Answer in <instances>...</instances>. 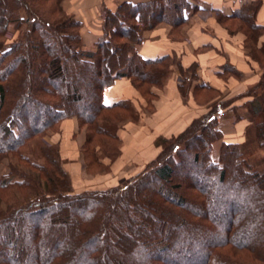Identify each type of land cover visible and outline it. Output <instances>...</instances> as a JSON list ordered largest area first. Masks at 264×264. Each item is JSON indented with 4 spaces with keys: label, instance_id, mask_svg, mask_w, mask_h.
<instances>
[{
    "label": "trees",
    "instance_id": "obj_1",
    "mask_svg": "<svg viewBox=\"0 0 264 264\" xmlns=\"http://www.w3.org/2000/svg\"><path fill=\"white\" fill-rule=\"evenodd\" d=\"M40 1L62 14L59 23L34 15L32 0H0V155L17 153L38 172L20 173L11 162L0 177V190H12L0 193V264H264V168L252 170L242 142L221 140L217 113L224 104L177 135L162 137L167 147L122 183L102 190L73 193L58 148L50 153L43 142L46 163L31 161L20 149L75 116L85 131L84 164L102 173L107 166L97 151L118 154V124L137 117L129 99L104 103L103 90L127 78L140 95L155 97L151 87L159 88L169 57H142V31L164 21L176 34L187 21L184 12L195 8L192 1L104 8L101 33L90 49L82 46V23L62 10L60 0ZM260 5L261 0L246 1L217 17L229 32L244 34V46L249 37L258 57L264 56V40L258 45L252 34L262 36L256 22ZM22 23L27 30L21 37L4 44V33ZM247 52L260 62L254 48ZM190 79L183 77L181 86ZM259 86L262 98L251 95L247 105L251 116L263 114L253 128L263 145L264 73L254 87ZM220 140L214 159L212 145ZM248 255L259 262L244 260Z\"/></svg>",
    "mask_w": 264,
    "mask_h": 264
},
{
    "label": "crops",
    "instance_id": "obj_2",
    "mask_svg": "<svg viewBox=\"0 0 264 264\" xmlns=\"http://www.w3.org/2000/svg\"><path fill=\"white\" fill-rule=\"evenodd\" d=\"M146 1L148 0H62V6L84 25L83 40L87 43V40H96L101 33L102 8L114 10L122 2ZM191 1L195 8L184 12L187 21L183 25L181 40L176 34H171V24L164 21L142 31L143 39L137 46V51L142 57L156 58L167 55L173 60L169 78L155 101L154 110L147 114L141 112L140 104L143 99L127 78H120L103 90L104 103L111 104L119 99H129L137 116L135 121L122 122L117 130L122 139L121 156L117 159L119 170L135 168L137 173L138 168L142 169L158 153L159 150L154 149L153 142L156 137L177 135L194 118L205 114L218 104L228 105L217 113L218 127L223 137L221 140L242 141L243 129L248 124L247 118L237 115L235 109H242L252 96H242V99L237 97L258 82L263 70L259 63L249 56L243 42L244 34L238 31L229 32L219 23L217 17L202 19L199 14L208 9H213L218 14H230L241 3L250 0ZM256 22L262 27L261 38L264 40V0H261L257 10ZM169 36L174 38L169 39ZM187 75L191 77L190 81L185 82L186 86H181L183 77L186 78ZM198 84L208 87L198 89ZM207 92L206 99L197 98ZM54 135L68 174L82 175L84 161L81 146L84 136L77 118H65L61 122L59 132ZM221 140L213 143L217 156ZM109 166L111 172L112 163ZM71 181L73 183L72 179ZM72 187L76 188L73 184Z\"/></svg>",
    "mask_w": 264,
    "mask_h": 264
},
{
    "label": "rangeland",
    "instance_id": "obj_3",
    "mask_svg": "<svg viewBox=\"0 0 264 264\" xmlns=\"http://www.w3.org/2000/svg\"><path fill=\"white\" fill-rule=\"evenodd\" d=\"M19 1H21V0H19ZM26 1H29V0H26ZM32 1H33L32 2V4H33L32 10H33L34 15L40 16L41 17L40 19H42L43 21H49L52 25H54V24L56 25L57 23H59L58 21L61 19L60 16H62V14L61 15L58 14L56 9L52 6H50V4L48 2L45 3L44 1H40V0H32ZM59 3L61 4L62 10H64V8L62 6V0H60ZM15 4H18V0ZM104 8H106V7H104ZM104 8H102V11L100 13L101 16H102V12H103ZM21 13H24V12L21 11ZM66 13L71 14V12H68V11H66ZM199 15L201 16L202 19H207L209 17H218L219 16L218 12L216 13V11H213V9H208L206 12H202ZM101 19H102V17H101ZM229 26L233 27V28L236 27V25L233 23L229 24ZM144 29H147V28H144ZM23 30H27V25L25 23L24 24L22 23L20 28L14 29L13 31H6L3 35L4 44L5 43L7 44V43H9V42H11L17 38H20ZM79 31L81 33L82 46L85 49L93 48L97 39L94 41H93V39H91L92 43L90 42V40H87V43H85L83 40L84 31H85L83 24H81V26L79 27ZM238 32L243 34L241 31H238ZM142 35H143V32H142ZM252 35L256 36V40H257L256 43H259L258 45H261L262 44V42H261L262 38H261V36L259 38L257 37L258 32L256 34L254 32ZM176 36L178 37L179 40H181V38L183 36V25L178 27V29L176 31ZM172 37L174 38V36H169V39H171ZM247 39H248V42H246V45H245L246 50L252 51L254 48L256 50L255 55L257 53V57H258L259 53L257 52V46L255 44L254 45L252 44L249 37ZM258 58L260 59L259 66L263 70L261 75H260V78H261L263 73H264V56L260 55V57H258ZM172 63H173V60H171V58H167L166 61H164L162 63V65L165 67V68H162L165 73H163V75L160 79L159 88H152L151 87V89H153L155 91V97L150 98L147 94H145V96L141 95L143 100H141L140 106L142 108L141 112H143V114L150 113L154 110L155 101L159 98L158 96H160V93L164 90V86L167 82V79L169 78ZM260 78L258 81H260ZM184 85L186 86L187 84L185 83ZM255 85H253V89L250 88L251 89L250 90L248 88L247 90H250V91H248V92L246 91L247 93L244 92L243 94L239 95L237 98L242 99V98H244L242 96H251V95L252 96L254 95L257 97L261 96V98H262L263 90L260 88V86L254 87ZM206 97H208V92H207V94H200L199 96H197V98L199 100L206 99ZM230 100H229V102H230ZM226 106H228V105H226ZM241 108L242 109H240V110H237V108H236V113H237V115L245 116L247 118V123H248L244 127L243 132H242L243 133L242 141H241L242 142V144H241L242 155H243L244 159H246V161L251 165L252 170L253 169H262V168H264V144L260 145L258 143V141L255 138L253 128L257 122H259L260 120L263 119V114L251 116V114H250L251 112L248 109L247 103H245L243 105V107H241ZM120 125H122V124L119 123L118 126H120ZM60 126H61V123L59 124V126L57 123H55L54 125L50 126L46 130V132L43 133V135L34 136L33 138L27 140L25 142V144L23 146H21V148H20L21 151H24L25 153H27L29 155L30 160L33 162L46 163V161L44 159L45 155L42 156V153H41L43 151L41 146L44 142L50 147V150H49L50 153L57 152L58 145L54 140V137L56 136L54 134L59 132ZM82 131H83V136H85V131L84 130H82ZM171 136H173V135H170V136L160 135V136L156 137L155 140L153 141L154 146H155L154 149L157 148L159 150L158 151V153H159L162 149L167 147V144H164L163 142H159V141L162 139V137H167V138L169 137L170 138ZM157 141L161 145H157L156 144ZM121 146H122V139L120 138V143L117 145V148L119 147V153L118 154L113 153V154H110L109 156H107L105 154V151H103V150L97 151V157L100 158V160L102 161L101 164L104 163V165H105L104 167L107 166V168H104V171L102 173L95 175V174H93L94 170L92 171L93 168L87 169L86 166L84 167V165H85L84 164V165H82V168H81L82 175H74V176L71 175L70 176L68 174L69 179H70V183H71V187H72V184L76 187V188L72 187V192L78 193V192H82L84 190H89V189H99V190L106 189L108 187H112L114 185L120 184L124 180H126L128 177L134 175L136 172L135 168H122V170H119L120 167H119V165H117V163H118L117 159L121 156ZM43 152H45V151H43ZM211 153H212V157L214 159H217V153H216V150L213 148V145H212ZM169 154H171V152H169ZM11 162L15 166L16 169L17 168L19 169L20 173L23 171H27L33 176L37 175V173H38L34 169L31 171L28 162L21 161L18 158L17 153H16V155L15 154H10L7 156L0 155V177L2 174H5L8 172L9 165ZM110 163H112L111 172H110V166H109ZM61 164L64 167L62 158H61ZM66 166H68V165H66ZM64 169L66 170L65 167H64ZM105 170H107V171H105ZM117 170H119V172H116ZM137 170L139 171L140 169L138 168ZM19 171L17 170L16 173L18 174ZM88 177H90V178H88ZM71 179L73 180V183H72ZM89 184H97V185L92 186ZM90 186H92V187H90ZM8 191L11 192L12 190H10V188H7L5 190H0V193L8 192ZM3 200H4V203L2 202L1 205L6 206L5 202L7 201V198H3ZM15 202H17V201L15 200ZM244 257H245L244 260H246L250 263H258L259 262L257 259H255V256L248 255L247 257L246 256H244Z\"/></svg>",
    "mask_w": 264,
    "mask_h": 264
}]
</instances>
